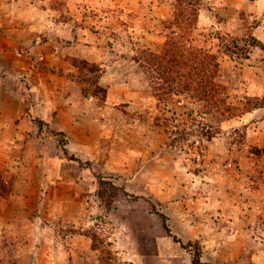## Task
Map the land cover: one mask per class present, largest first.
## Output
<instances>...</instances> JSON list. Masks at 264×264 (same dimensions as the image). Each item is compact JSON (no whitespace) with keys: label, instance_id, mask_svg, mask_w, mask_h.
I'll return each mask as SVG.
<instances>
[{"label":"rangeland","instance_id":"rangeland-1","mask_svg":"<svg viewBox=\"0 0 264 264\" xmlns=\"http://www.w3.org/2000/svg\"><path fill=\"white\" fill-rule=\"evenodd\" d=\"M39 1L0 0V30ZM175 2L48 0L47 48L0 69V264H192L198 246L264 264V50L242 51L264 45V0H200L194 44L228 102L262 101L223 121L158 98L133 60L163 47Z\"/></svg>","mask_w":264,"mask_h":264},{"label":"trees","instance_id":"trees-1","mask_svg":"<svg viewBox=\"0 0 264 264\" xmlns=\"http://www.w3.org/2000/svg\"><path fill=\"white\" fill-rule=\"evenodd\" d=\"M199 10L200 0H176L172 29L163 47L159 51L143 49L133 57L145 72L154 94L161 100L184 97L201 106L205 114L218 115L222 121L259 107L262 104L259 99L255 103L248 99L243 106L228 102V89L218 82L219 56L209 49L194 44L195 34L198 31ZM243 42L245 48L242 51L246 55L251 48L260 47L264 50V45L253 35L248 41ZM38 124L41 129L45 125L42 120H39ZM51 133L61 137L60 144L64 154L68 155L67 142L62 138L64 133L54 131ZM70 159L79 161L72 155ZM163 221L166 222L164 216ZM192 264H201L199 246L193 252Z\"/></svg>","mask_w":264,"mask_h":264},{"label":"crops","instance_id":"crops-1","mask_svg":"<svg viewBox=\"0 0 264 264\" xmlns=\"http://www.w3.org/2000/svg\"><path fill=\"white\" fill-rule=\"evenodd\" d=\"M43 2V6L37 7L35 5L30 13L27 11L23 12L20 9V13L6 14V16L12 17V22L16 23L13 27L0 30V59L4 62V65L0 64V69L4 68L11 74L22 70L25 65L27 66L24 69H30V66L34 64L33 60H35L34 55L36 52H39L42 47L47 48L48 0L39 1V3ZM39 24L42 25L40 28L37 27ZM45 57L48 59L47 55ZM23 63L25 64L22 66ZM29 76H32V73ZM43 85L46 86L45 84ZM50 89L51 86L48 84V108L54 102L52 95L49 93ZM58 117H66L65 111L59 110ZM64 123L69 125L66 121ZM53 126L55 130L59 131L58 133L68 130L66 127H61L62 129L55 127V123H52ZM55 130L53 131L56 132Z\"/></svg>","mask_w":264,"mask_h":264}]
</instances>
